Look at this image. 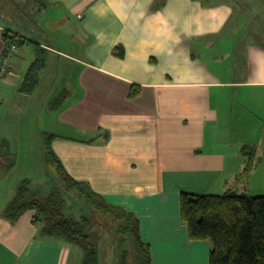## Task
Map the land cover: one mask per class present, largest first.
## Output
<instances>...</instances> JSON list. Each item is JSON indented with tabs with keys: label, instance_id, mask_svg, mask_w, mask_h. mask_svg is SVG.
<instances>
[{
	"label": "crops",
	"instance_id": "obj_1",
	"mask_svg": "<svg viewBox=\"0 0 264 264\" xmlns=\"http://www.w3.org/2000/svg\"><path fill=\"white\" fill-rule=\"evenodd\" d=\"M217 1L0 0V56L6 34L29 42L0 90V153L24 133L42 151L54 135L74 179L137 215L151 264H210L183 193L264 196V0ZM38 46L46 69L25 95ZM245 145L256 147L250 170ZM14 164L0 162V264H83L78 247L40 236L34 211L5 217L28 180Z\"/></svg>",
	"mask_w": 264,
	"mask_h": 264
},
{
	"label": "trees",
	"instance_id": "obj_2",
	"mask_svg": "<svg viewBox=\"0 0 264 264\" xmlns=\"http://www.w3.org/2000/svg\"><path fill=\"white\" fill-rule=\"evenodd\" d=\"M5 40L6 45L17 43L20 48L29 43L24 37L10 34L5 35ZM120 50L116 54L124 57V49ZM36 51L37 58L20 88L25 95H31L36 90L47 65L46 51L39 46ZM139 93L140 87H133L130 96L136 97ZM65 97V94L57 97L55 107H59ZM54 138L52 134L43 135V153L44 162L55 167L58 180L45 183V186H50L46 194L41 192L40 187L33 188L30 180H25L7 206L5 217L16 222L24 213L32 210L35 212L33 223L40 236L78 247L83 252V264H100L99 235L96 237L95 232L93 234L98 223L88 212L76 217L73 210L68 209L74 198L87 205L89 211L112 219L116 224L121 256L118 264H151V247L142 240L137 215L124 207L109 204L89 183L74 179L53 150ZM241 153L247 160L245 170H250L255 164L256 147L245 145ZM3 155L2 151L0 162ZM181 216L188 225L191 240L211 242L210 264H264V196L235 193L199 196L183 193Z\"/></svg>",
	"mask_w": 264,
	"mask_h": 264
},
{
	"label": "rangeland",
	"instance_id": "obj_3",
	"mask_svg": "<svg viewBox=\"0 0 264 264\" xmlns=\"http://www.w3.org/2000/svg\"><path fill=\"white\" fill-rule=\"evenodd\" d=\"M214 2L219 1L214 0ZM230 3L233 4V2ZM236 5L237 4L235 3L234 7ZM259 13L260 14L257 17L260 16L262 18L264 16V10L260 9ZM19 115L22 117L27 116L26 113ZM21 138V143L19 142L17 145L18 148L15 153L9 148L3 147V153L5 155H3L2 161L6 164L12 161L15 164L17 163L18 165L16 166V174H18L20 177H25L30 180L32 182L33 188H37L39 185L43 184L42 182L44 179L45 183H49L48 181L50 180H52V182H55L56 179L58 180L55 167L44 162V150L38 151V148H34L35 143L32 139L31 133H29V135L24 133ZM7 153L10 154L7 155ZM49 187L50 186H45V184L43 186L41 185V192L46 194L50 191ZM71 202V206H69L68 209L73 210V213L76 215V217H79L82 213L88 212L87 214L92 217L96 223H98L94 227L93 234L95 232L96 237L99 235L98 247L100 264H118L121 256L119 250V239L116 235V224L113 222V220L104 218L95 213L93 210L89 211L87 205L81 201H75L73 198Z\"/></svg>",
	"mask_w": 264,
	"mask_h": 264
},
{
	"label": "built area",
	"instance_id": "obj_4",
	"mask_svg": "<svg viewBox=\"0 0 264 264\" xmlns=\"http://www.w3.org/2000/svg\"><path fill=\"white\" fill-rule=\"evenodd\" d=\"M20 49L17 43H11L5 46L4 52L0 56V90L11 74L13 58L20 52Z\"/></svg>",
	"mask_w": 264,
	"mask_h": 264
}]
</instances>
